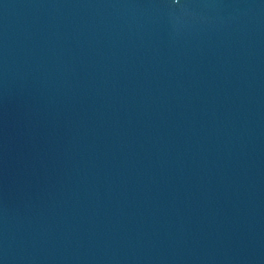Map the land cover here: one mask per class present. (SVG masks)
<instances>
[{
	"label": "water",
	"instance_id": "water-1",
	"mask_svg": "<svg viewBox=\"0 0 264 264\" xmlns=\"http://www.w3.org/2000/svg\"><path fill=\"white\" fill-rule=\"evenodd\" d=\"M0 264H264V0H0Z\"/></svg>",
	"mask_w": 264,
	"mask_h": 264
}]
</instances>
